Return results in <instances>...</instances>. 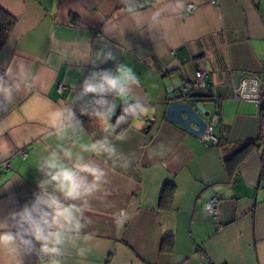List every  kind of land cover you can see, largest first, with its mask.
I'll list each match as a JSON object with an SVG mask.
<instances>
[{"label":"crops","instance_id":"1","mask_svg":"<svg viewBox=\"0 0 264 264\" xmlns=\"http://www.w3.org/2000/svg\"><path fill=\"white\" fill-rule=\"evenodd\" d=\"M0 9L15 20L0 52V76L14 86L10 101L0 96L11 150L0 159V219L38 191L37 161L57 143L44 123L50 107L67 102L91 72L123 63L139 79L133 98L146 114L124 123L126 141L113 134L127 167L92 157L108 175L85 210L91 251L83 264H264V112L236 98L242 80L264 74V0H0ZM106 52L114 59L104 60ZM174 82L192 88L185 103L199 116L197 105L209 117L217 110V147L166 121L167 107L183 97L169 99L179 92ZM76 111L78 143L104 135ZM258 139L261 147L230 171V155ZM212 198L217 218L206 212ZM0 264L8 257L0 254ZM63 264H81L74 248Z\"/></svg>","mask_w":264,"mask_h":264},{"label":"clouds","instance_id":"2","mask_svg":"<svg viewBox=\"0 0 264 264\" xmlns=\"http://www.w3.org/2000/svg\"><path fill=\"white\" fill-rule=\"evenodd\" d=\"M101 54H97L100 59ZM104 60L114 59L111 52L103 53ZM139 79L134 70L121 63L115 70L93 71L80 83L75 94L67 102L50 107L44 123L56 137L54 148H46L36 164L41 174L34 199L20 210L10 212L0 219V254L8 257V264H24V257L35 254L39 264H63L69 247L81 264L91 248L90 235L84 229L91 223L85 210L92 199L104 190L107 171L97 158H105L114 165L127 167L124 158L113 143L116 129L129 119L138 121L146 114L143 104L133 98ZM13 84L0 76V96L11 100ZM76 88V85H73ZM120 101L121 114L112 124V116ZM79 114L102 125L99 139L78 143L77 137L84 131ZM8 127L0 126V159L10 154L7 139ZM118 141H126L127 135H115ZM127 213L117 214L116 222L122 226Z\"/></svg>","mask_w":264,"mask_h":264},{"label":"built area","instance_id":"3","mask_svg":"<svg viewBox=\"0 0 264 264\" xmlns=\"http://www.w3.org/2000/svg\"><path fill=\"white\" fill-rule=\"evenodd\" d=\"M192 7L189 6L188 9H191ZM205 77V70L200 65L199 70L195 73V82L197 85L203 84V79ZM248 81L249 84V90L252 93L258 92L257 94H247L244 93V87L246 82ZM236 98L239 100H244L247 102L252 103L255 105L259 110L264 112V74H262L258 78H246L242 80L237 87L236 91ZM220 102H217L216 109H218ZM218 117H217V110L209 117L207 121L206 130L203 134V136L199 139L201 143L206 147H217L219 144V140L214 136V127L217 123ZM20 155L22 157L26 156L25 151H21ZM2 167L7 169V165L4 164ZM218 203L219 200L217 198H212L210 202L206 205V212L208 215L213 216L214 218H217L219 216V210H218Z\"/></svg>","mask_w":264,"mask_h":264},{"label":"water","instance_id":"4","mask_svg":"<svg viewBox=\"0 0 264 264\" xmlns=\"http://www.w3.org/2000/svg\"><path fill=\"white\" fill-rule=\"evenodd\" d=\"M174 84L179 88V92L171 94L169 96V99L174 100L179 98L181 95L183 96L182 101L170 104L167 107L165 112V119L169 123L181 126L185 132L200 139L206 130V119L209 117V113L205 112L201 105H197L196 109L201 114V116H199L192 107L185 103L190 95L192 88L190 86L181 87V84L178 82H174ZM244 93L257 94L258 92H250L249 84L247 81L244 87Z\"/></svg>","mask_w":264,"mask_h":264},{"label":"trees","instance_id":"5","mask_svg":"<svg viewBox=\"0 0 264 264\" xmlns=\"http://www.w3.org/2000/svg\"><path fill=\"white\" fill-rule=\"evenodd\" d=\"M15 27V20L10 17L7 13H5L3 10L0 9V52L4 48L5 44L7 43L13 29ZM119 117V116H117ZM115 118V122L116 119ZM126 127L125 124L121 126L119 129H116L115 133L119 134L124 130ZM261 139H258L257 141H249L240 147H238L229 157L228 160H226L227 168L231 170H236L238 166L247 159L250 155H252L254 152H256L261 147ZM220 144V143H219ZM218 144V145H219Z\"/></svg>","mask_w":264,"mask_h":264}]
</instances>
